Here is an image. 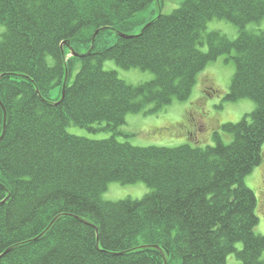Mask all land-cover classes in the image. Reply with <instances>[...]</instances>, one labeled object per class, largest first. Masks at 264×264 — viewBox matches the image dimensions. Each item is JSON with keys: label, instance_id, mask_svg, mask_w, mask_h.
<instances>
[{"label": "trees", "instance_id": "16d2710c", "mask_svg": "<svg viewBox=\"0 0 264 264\" xmlns=\"http://www.w3.org/2000/svg\"><path fill=\"white\" fill-rule=\"evenodd\" d=\"M154 2L160 9V0H0V264H264L260 207L245 185L264 145V0H184L139 23ZM212 20L236 27V38L207 33ZM107 32L116 34L110 46ZM63 43L80 56L65 45L61 53ZM220 57L234 72L217 108H255L234 124L205 118L213 146L117 140L128 138L119 130L127 115L187 101ZM106 61L153 80L129 85L102 69ZM188 112L184 134L196 122ZM70 124L111 137L73 136ZM140 182L150 190L140 200L102 198L111 183Z\"/></svg>", "mask_w": 264, "mask_h": 264}, {"label": "rangeland", "instance_id": "374dc122", "mask_svg": "<svg viewBox=\"0 0 264 264\" xmlns=\"http://www.w3.org/2000/svg\"><path fill=\"white\" fill-rule=\"evenodd\" d=\"M184 0H160L161 8H158L156 2L152 3L149 8L136 16L139 23L148 22L155 18L158 13L170 14L177 9ZM262 25V24H261ZM259 27L249 24L245 27L246 31L256 32ZM5 27L0 25V37L4 33ZM141 31L140 25L136 26L132 34H137ZM206 32H219L225 35L228 39H235L237 36V28L224 21L212 20L207 24ZM115 33L107 32L104 35L105 40H108V45L114 43ZM68 49V48H67ZM201 51L206 52V47H202ZM71 56V55H68ZM104 71H113L118 78L129 85H139L153 80V75L149 72H142L138 69L122 70L118 68L114 62L106 61L102 64ZM78 66L72 73L73 80ZM234 72V67L231 61L226 62L225 58L220 57L215 62L210 63L202 73L196 78V83L192 88L191 95L187 101H174L170 106L166 107L161 112L155 114H129L125 118V124L119 128L122 135L128 138L117 137L120 142H128L135 147H177L185 144L190 146L206 147L213 146L214 141L209 125L214 127V120L217 121V127L226 123L234 124L239 122L245 115L250 114L255 106L251 101L242 100L236 103L222 104L221 109L217 107L220 101L226 95L230 80ZM210 87L218 90V94L210 98V95L205 90ZM60 94L58 87L50 91V98L55 100ZM197 100L199 104L195 103ZM147 107L145 110L150 109ZM192 109V119L196 122L189 132L184 134V129L190 126L188 119L191 115L188 110ZM198 113L203 114L204 119L196 118ZM214 119L207 124V120ZM203 125V126H202ZM215 129V128H213ZM66 132L73 136L84 137L91 140H103L111 137L109 132H89L86 129L79 128L70 124L66 127ZM124 137V136H123ZM222 141L227 144L230 142V136L227 134L221 135ZM245 185L250 189L258 201L259 210L256 208V216L259 220L254 229L256 235L264 236V145L262 147V162L259 167L245 178ZM150 190L143 183L121 186L116 183L108 185L106 192L102 195L105 201H120L125 199L140 200ZM240 248V245H238ZM227 264H241L233 256L228 257Z\"/></svg>", "mask_w": 264, "mask_h": 264}, {"label": "water", "instance_id": "95a60500", "mask_svg": "<svg viewBox=\"0 0 264 264\" xmlns=\"http://www.w3.org/2000/svg\"><path fill=\"white\" fill-rule=\"evenodd\" d=\"M103 29L99 30V31H96L93 35V38H92V43H91V47L89 49L88 52H91L93 50V47H94V41H95V38L96 36L98 35L99 32H101ZM122 36V35H121ZM63 45H65L66 47H68V50L70 51V55L73 56V57H79L80 55H78L77 53H75L69 46L67 43H63L62 45H60V49H61V53H63L62 49H63Z\"/></svg>", "mask_w": 264, "mask_h": 264}]
</instances>
